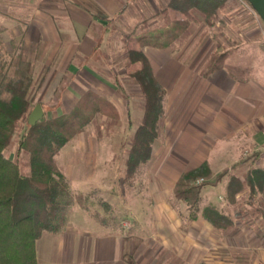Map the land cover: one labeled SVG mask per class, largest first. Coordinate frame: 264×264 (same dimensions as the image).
I'll list each match as a JSON object with an SVG mask.
<instances>
[{
    "label": "rangeland",
    "instance_id": "1",
    "mask_svg": "<svg viewBox=\"0 0 264 264\" xmlns=\"http://www.w3.org/2000/svg\"><path fill=\"white\" fill-rule=\"evenodd\" d=\"M29 1L33 7L54 6L55 2L66 7L67 0H0V68L4 67L5 72L9 68L11 77L20 75L17 68H21V72L28 69L39 81L44 74V65L50 68L57 64L50 61L54 59L50 55L53 50L50 45H47L45 56L43 44L41 47H27L22 43L19 32L15 31L16 27L22 29V10ZM168 5L169 0L139 1L129 9L124 19L114 20L111 39L103 44V49L96 55V62L78 64L77 78L71 77V71L67 72L53 96L35 95L32 99L31 112L36 103L43 106L45 116H60L65 111L56 106L63 90L78 87L81 93L92 88L93 91L88 92L107 98L120 113L119 121L111 127L106 126V117L97 118L96 123L87 126L60 154L58 167L65 174L74 196L66 224L69 226L66 236L78 237L74 263L264 264L261 194L250 199H237V203L231 204L226 196L220 198L219 183L215 184L219 175L211 173L208 179L201 177L196 181L197 185L205 184L202 208L218 207L234 223L233 228L220 232L200 215L196 221L191 220L188 206L175 197L177 184L175 187L172 185L167 170V162L172 161L168 158L169 153H174L176 148L183 149V126L179 128L184 121L185 110L183 74L191 73L196 82L202 75H207L215 60L222 62L218 66L234 65L228 67L229 71L236 70V74L241 73V76H246L245 67L251 69L254 66L258 72L264 68V22L247 0H228L226 9L212 28L197 25L189 39L176 43L175 50L170 51L171 62L179 68L181 77L174 81L169 95H166L159 139L153 146L155 157L130 181H125L128 152L142 124L145 107L140 86L130 77L139 65L127 64L125 40L144 32V27L148 30L161 28L165 24L162 13ZM171 18L183 21L184 17L172 12ZM248 40L252 43L244 48ZM43 58L49 61L34 64L35 60ZM167 63L160 64V71L167 70ZM53 70L44 80L46 86L57 81L52 77ZM45 83L42 88H45ZM26 127L27 124L23 123L21 130ZM17 149L18 145H15L5 154L16 160ZM252 154H247L246 158ZM180 155L173 157L176 162L183 163L184 153ZM261 161L258 165L264 168V159ZM20 163L23 173L30 174L26 161L20 159ZM52 235L44 233L38 241L37 258L40 263L56 262L59 258L60 241L54 240ZM110 237L117 241L115 244L120 250L118 260H108L103 253L105 245L100 246ZM95 242L103 249V257L98 262L92 261L89 251Z\"/></svg>",
    "mask_w": 264,
    "mask_h": 264
},
{
    "label": "trees",
    "instance_id": "2",
    "mask_svg": "<svg viewBox=\"0 0 264 264\" xmlns=\"http://www.w3.org/2000/svg\"><path fill=\"white\" fill-rule=\"evenodd\" d=\"M228 0H169L163 11L165 24L126 39L127 64L139 65L130 76L145 98L144 118L133 138L126 162V178L130 181L139 169L153 158V146L159 139L160 123L165 115L167 92L157 80L150 60L143 47L175 50L194 34V27L204 24L212 28L226 9ZM179 13L183 21H173L171 14ZM133 40V41H132ZM138 45L140 48H135ZM133 47V48H132ZM215 60L207 75L225 66ZM11 77L0 68V264H41L37 259V242L44 233L58 235L66 230L68 215L74 205V196L65 176L60 171L57 157L62 150L97 118L106 117V126L119 121L117 107L94 92H87L74 110L60 116H45L35 126L28 124L33 100L29 92L33 86L30 70ZM5 94V96H3ZM27 127L21 130L22 124ZM18 145L17 159L8 157L6 151ZM20 159L30 167V174L23 173ZM207 163L183 174L174 194L191 212V220L202 216L215 229L226 232L233 228L232 219L215 206L202 208V191L205 186L195 182L209 178ZM228 172L217 177L221 183ZM207 185V184H206ZM249 189V197L261 194L264 208V170H252L244 184L236 175H230L226 198L237 203V196ZM261 207V208H262ZM264 211V209L262 210Z\"/></svg>",
    "mask_w": 264,
    "mask_h": 264
},
{
    "label": "crops",
    "instance_id": "3",
    "mask_svg": "<svg viewBox=\"0 0 264 264\" xmlns=\"http://www.w3.org/2000/svg\"><path fill=\"white\" fill-rule=\"evenodd\" d=\"M139 1L141 0H67L66 7L58 2H55L54 6L33 7L31 1L26 2L28 6L22 10V29L16 27L15 31L19 32L22 43L27 47H41L43 44L45 56L47 45H50L51 50L53 49L50 55L54 58L50 61L57 64L54 67L51 65L53 68L44 65V74L39 76V81L33 77L36 80L29 92V99L32 100L35 95L53 96L67 72L71 71V77L77 78L75 71L80 69L78 64L96 62V55L103 49V44L111 39L110 32L114 20L124 19L129 9ZM249 42L252 43L248 40L244 48ZM135 48L140 46L136 45ZM141 49L150 60L157 80L169 95L170 88L181 77L179 68L171 62V50L149 46ZM47 61L49 59H37L34 64H45ZM163 62H168L167 70L160 71L159 67ZM227 65L209 76L202 75L196 82L191 73L183 74L185 110L184 121L179 127L183 126V149L176 148L174 153H169L168 158L172 161L167 162L168 176L171 175L169 180L174 187L183 174L196 170L205 163L209 165L213 176L228 172V176L219 183L220 198L226 196L230 175H236L246 184L252 170H264L258 165L264 159V68L258 72L254 66L251 69L245 67L243 69L247 71L246 76H241V73L236 74V70L229 71L228 67L234 65ZM171 67L173 69H170ZM51 70L52 77L57 81L46 86L44 80ZM44 83L45 88H42ZM88 91L93 90L88 88L80 93L78 87L66 88L61 92L56 108H63L64 113L72 112L80 98ZM37 100L42 102L39 98ZM180 153H184L183 163L175 161ZM247 154L252 155L246 158ZM60 157L62 155L57 157V163ZM154 157L153 147L152 159ZM247 194L249 189L239 194L237 199H250ZM246 205L251 206L248 203ZM68 230L69 226L61 234H51L54 240L60 241L59 258L56 262L41 264H75L78 237L75 239L74 235L66 236ZM105 242L100 243V246L106 247L103 252L105 256L111 261L118 260L120 250L115 244L117 241L110 237L105 239ZM100 246L95 242L90 247L92 261L98 262L103 257V249Z\"/></svg>",
    "mask_w": 264,
    "mask_h": 264
},
{
    "label": "water",
    "instance_id": "4",
    "mask_svg": "<svg viewBox=\"0 0 264 264\" xmlns=\"http://www.w3.org/2000/svg\"><path fill=\"white\" fill-rule=\"evenodd\" d=\"M256 13L264 22V0H247ZM45 116V112L41 105H37L33 111L30 113L28 118V124L35 126L39 121H41Z\"/></svg>",
    "mask_w": 264,
    "mask_h": 264
},
{
    "label": "built area",
    "instance_id": "5",
    "mask_svg": "<svg viewBox=\"0 0 264 264\" xmlns=\"http://www.w3.org/2000/svg\"><path fill=\"white\" fill-rule=\"evenodd\" d=\"M255 11V10H254ZM256 12V11H255Z\"/></svg>",
    "mask_w": 264,
    "mask_h": 264
}]
</instances>
